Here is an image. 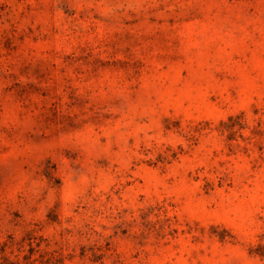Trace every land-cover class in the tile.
<instances>
[{
    "label": "rangeland",
    "instance_id": "1",
    "mask_svg": "<svg viewBox=\"0 0 264 264\" xmlns=\"http://www.w3.org/2000/svg\"><path fill=\"white\" fill-rule=\"evenodd\" d=\"M0 264H264V0H0Z\"/></svg>",
    "mask_w": 264,
    "mask_h": 264
}]
</instances>
